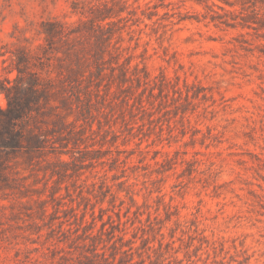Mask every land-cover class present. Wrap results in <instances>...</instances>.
<instances>
[{
	"label": "rangeland",
	"instance_id": "374dc122",
	"mask_svg": "<svg viewBox=\"0 0 264 264\" xmlns=\"http://www.w3.org/2000/svg\"><path fill=\"white\" fill-rule=\"evenodd\" d=\"M100 1L0 0V45L8 44L1 66L16 60L20 42L11 34H20L16 25L25 26L26 17L86 19L80 11ZM130 3L141 18L124 12L127 17L117 20L122 28L113 54L131 56L152 74L178 73L211 87L213 98L189 116L202 131L194 140L191 126L183 135L181 123L172 120L173 130L164 121L161 132V122L150 126L142 112L131 117L121 98L97 88L91 90L92 114L83 115L97 43L81 35L75 45H49L28 30L32 68L42 79L51 75L56 94L41 123L45 148L19 152L11 163L12 188L0 190V264H87L88 256L103 264L113 253L116 262L133 258L134 264H264V164L257 159L264 160V38L253 29L179 21L180 13L202 17L204 6L193 0ZM155 4L160 14L149 19L143 13ZM72 86L81 87L82 100ZM6 104L0 93V107ZM209 127L217 137L202 144ZM187 161L196 166L192 175L184 172ZM166 210L174 213L171 220L152 231L150 221L161 225ZM118 213L122 230L114 237L103 233V222L107 230L118 226ZM87 224L95 242L84 235ZM203 236L210 244L197 250Z\"/></svg>",
	"mask_w": 264,
	"mask_h": 264
},
{
	"label": "trees",
	"instance_id": "16d2710c",
	"mask_svg": "<svg viewBox=\"0 0 264 264\" xmlns=\"http://www.w3.org/2000/svg\"><path fill=\"white\" fill-rule=\"evenodd\" d=\"M193 1L204 6L205 12L202 13V17L182 16V13H180L179 21L195 18L206 24L212 23L221 29H253L260 32L257 35L258 37L264 38V0H220L224 4L215 0ZM146 4H149V2H146ZM159 6L155 4L151 11L143 14L152 19L153 16L160 14ZM73 9L74 12L78 10L75 6H73ZM80 12L83 16H86V19L81 16L75 21L59 18L36 21L26 17L25 26L16 25V29L19 30L20 34H11V37L17 38L20 43L17 47L14 63L10 67H2L0 64V68L4 70V73L0 74V93L4 94L7 100L6 106L0 107V190L12 188L10 174L13 172V167L11 163L19 152L23 151L32 155L45 148L46 134L41 123L48 115L52 107L54 94H56L51 75L47 79H42L40 73L32 68L36 65L30 55L33 42L27 36L28 30H34L35 35L46 40L49 45H53L57 41H67L69 46L75 45L72 44V41H75L81 35L92 38L97 43L99 48L96 49L94 55L96 70L93 71L87 85L83 87L85 89L83 94L87 100L89 99L83 115L92 114L91 90L97 88L98 94H100L103 89L105 96L113 93L116 97L121 98L125 105L132 108L131 117H136L142 112L141 118L144 119V116H147L146 120L150 126L156 125L154 124L156 120L158 123L161 122L159 124L161 132L164 130V121L168 123L170 131L173 130L172 120L178 121L182 125V134L186 135L189 132L187 127L191 126L189 116L196 112L199 104L213 98L212 88L203 84L201 80L190 81L187 76L182 77L178 73L175 77H172L164 71L159 74H152L146 65L132 64L131 56L120 60V53L113 54L114 35L122 28L116 27L117 20L120 21L127 17L123 16L124 12L134 16L135 21L141 18L137 14V8L132 7L130 0H101L100 4H93ZM168 13L165 12V14ZM7 45V43L0 45V61L5 62L7 60V53L3 50ZM105 70L109 71L106 72ZM13 73H15L14 76H12ZM105 78L106 81L104 82ZM114 86L116 87L115 90H113ZM63 88H68V86ZM69 88L74 89L71 94L75 95L77 100H82V91L77 90L81 87L72 86ZM135 109L139 112H135ZM155 115L157 116L155 117ZM191 127L190 135L192 139L197 140L196 136L202 130ZM208 129L209 134L203 133L201 137L202 144L207 139L217 137L210 127ZM257 159L264 164L261 157L258 156ZM60 161L65 162L64 159H60ZM187 163L188 167L184 172L187 171V174L192 175L197 170L196 166L194 162L187 161ZM162 165L164 166V164ZM164 170H167V168L165 167ZM127 194H129V191H127ZM131 200L137 203L133 195ZM173 214L172 211L166 210V218L158 221L157 224H161L159 226L153 224L149 217L151 230L155 231L159 228V231H161L165 221L171 220ZM118 216V226L112 225V230H107L105 222H103L101 229L103 233H109L114 237L116 228L122 230L121 213H118ZM81 219L87 221L86 214H83ZM91 228L92 226L85 225L83 227L84 235L95 242L97 238L93 235ZM161 234L163 235V233ZM174 236L175 229L171 228V237ZM192 239H195V237H192ZM199 242V246H196L197 250L201 249L204 242H207L208 246L210 244L206 236L199 238ZM212 243L215 245V240ZM162 244L163 242L160 241V245ZM213 248L215 249L216 246ZM87 258H89L87 264H97L92 257L88 256ZM104 259L103 264L135 263L133 258H121L116 262V253H113L110 258L104 257ZM137 264H143V262Z\"/></svg>",
	"mask_w": 264,
	"mask_h": 264
}]
</instances>
